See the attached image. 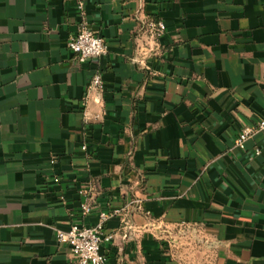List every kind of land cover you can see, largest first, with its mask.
Segmentation results:
<instances>
[{
	"label": "crops",
	"instance_id": "1",
	"mask_svg": "<svg viewBox=\"0 0 264 264\" xmlns=\"http://www.w3.org/2000/svg\"><path fill=\"white\" fill-rule=\"evenodd\" d=\"M263 117L264 0H0V264H78L57 231L114 209L108 264H264Z\"/></svg>",
	"mask_w": 264,
	"mask_h": 264
},
{
	"label": "built area",
	"instance_id": "2",
	"mask_svg": "<svg viewBox=\"0 0 264 264\" xmlns=\"http://www.w3.org/2000/svg\"><path fill=\"white\" fill-rule=\"evenodd\" d=\"M83 8V2L79 5ZM147 31L154 38L160 37L166 31V25L160 20H151L147 23ZM79 63L96 59L107 52L105 39L83 22L79 30L72 35L67 43ZM90 87L102 88L103 77L101 72H96L92 78ZM256 131H264V117L253 126H245L236 137L234 146L243 148L245 143ZM83 145V149H86ZM260 150L257 149V154ZM54 162V160H52ZM84 201L81 203L82 214L91 213L92 207L88 203L89 189H80ZM119 213L118 209L102 210L99 212V221L95 225H82L74 223L68 230L57 231V241L60 244H68L71 249L70 261L78 264H108L106 255L102 252V245L114 239V233L105 231L106 221Z\"/></svg>",
	"mask_w": 264,
	"mask_h": 264
},
{
	"label": "rangeland",
	"instance_id": "3",
	"mask_svg": "<svg viewBox=\"0 0 264 264\" xmlns=\"http://www.w3.org/2000/svg\"><path fill=\"white\" fill-rule=\"evenodd\" d=\"M174 232H177V229H175ZM187 236H188L187 233H184V234H181V235H180L181 238H184L183 240H185V242H186V240H187ZM188 242H189V241H188Z\"/></svg>",
	"mask_w": 264,
	"mask_h": 264
}]
</instances>
